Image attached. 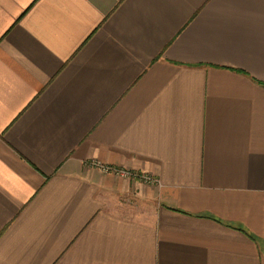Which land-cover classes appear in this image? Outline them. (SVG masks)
Segmentation results:
<instances>
[{"label": "crops", "instance_id": "1", "mask_svg": "<svg viewBox=\"0 0 264 264\" xmlns=\"http://www.w3.org/2000/svg\"><path fill=\"white\" fill-rule=\"evenodd\" d=\"M0 264H264V0H0Z\"/></svg>", "mask_w": 264, "mask_h": 264}, {"label": "built area", "instance_id": "2", "mask_svg": "<svg viewBox=\"0 0 264 264\" xmlns=\"http://www.w3.org/2000/svg\"><path fill=\"white\" fill-rule=\"evenodd\" d=\"M87 166L91 169H98L104 174H114L116 176L123 177V178L133 177V174L131 171L114 169V168H111L110 166L104 165L101 162H97V161L89 162ZM143 181L148 184L156 183L154 178H151V177H146Z\"/></svg>", "mask_w": 264, "mask_h": 264}]
</instances>
